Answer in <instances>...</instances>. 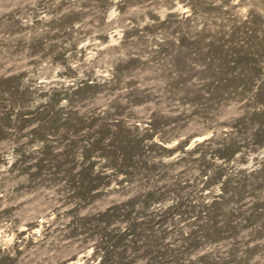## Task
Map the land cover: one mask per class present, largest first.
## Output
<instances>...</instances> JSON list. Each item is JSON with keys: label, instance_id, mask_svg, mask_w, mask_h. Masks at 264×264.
Here are the masks:
<instances>
[{"label": "rangeland", "instance_id": "1", "mask_svg": "<svg viewBox=\"0 0 264 264\" xmlns=\"http://www.w3.org/2000/svg\"><path fill=\"white\" fill-rule=\"evenodd\" d=\"M0 264H264V0H0Z\"/></svg>", "mask_w": 264, "mask_h": 264}]
</instances>
